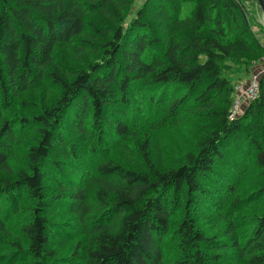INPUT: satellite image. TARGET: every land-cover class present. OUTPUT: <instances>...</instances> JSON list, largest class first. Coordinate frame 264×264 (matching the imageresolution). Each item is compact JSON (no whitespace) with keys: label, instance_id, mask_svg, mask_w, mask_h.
<instances>
[{"label":"trees","instance_id":"1","mask_svg":"<svg viewBox=\"0 0 264 264\" xmlns=\"http://www.w3.org/2000/svg\"><path fill=\"white\" fill-rule=\"evenodd\" d=\"M133 1L0 0V264H264V71L235 118L228 73L261 62L264 24L242 0ZM182 113L212 119L163 165L150 134ZM126 138L132 162L99 151Z\"/></svg>","mask_w":264,"mask_h":264},{"label":"rangeland","instance_id":"2","mask_svg":"<svg viewBox=\"0 0 264 264\" xmlns=\"http://www.w3.org/2000/svg\"><path fill=\"white\" fill-rule=\"evenodd\" d=\"M143 1L144 0H134L133 6H132V12H134L142 4ZM242 3L245 5V11L249 19L256 20L259 24L263 25L264 20H263L261 11L256 6L254 0H242ZM129 17L127 21L129 20ZM253 28L256 31L258 37L262 38L263 34L262 33L260 34V31L258 30L257 26L254 25ZM259 66H260V63H257L256 65L254 64L248 73L241 71L240 69L234 71L235 66H232V68L228 71L231 82H233L234 85H236L237 83H245L248 77L250 76V74L256 71ZM132 96L134 97V94ZM216 107H220V106L217 105ZM243 109H244V106H243ZM180 118L183 119L182 121L184 124L183 126H172L166 129H161L159 131H152L150 134L153 155L158 160H160V162L163 163V165H167L169 163H172L173 161H176L178 157V152H180L181 149L190 146L191 142L194 143L193 137H195L196 134L192 130H198L200 128V126H197V124L201 125L202 121L206 120V122H208L212 119V117L210 116L201 117V116H195L194 114L187 115L185 113H182L180 115ZM192 122L197 123V124L189 127L190 123ZM138 123L140 122L137 121L136 123H134L131 126V128H133ZM138 128L146 129L148 127H147V124H140ZM22 133H24L22 141L18 145V150H16L14 153L12 152V156L10 160V163L12 164L10 165H14L18 160H20V162L23 160V151L21 150V148L25 147L26 143L29 142L30 139L32 138V135L35 134V132L30 129L22 131ZM99 151L103 155L111 153L118 159L127 160L129 162H132L135 158L134 157L135 149H134L133 143L127 140V138L123 140L122 143L121 142L118 143L116 146L109 145L107 150L102 149V143H101V146L99 147ZM246 167H247V163L241 162L240 167L237 171V174L239 173L241 174L240 175L241 178H243V175L247 170ZM63 170L66 171L67 168L64 167ZM255 179H256V176H250V178L246 181H248V183H250L253 186L255 183ZM251 185L245 184L244 189L245 190L249 189ZM205 187L206 188H204L205 189L204 194H206L207 196H216V192L211 186L206 185ZM21 196H22V192L17 194V197H21ZM222 197L223 196H221V199ZM256 204L260 206L261 205L260 200H257ZM215 208H218V207H215ZM196 212L199 217L204 219L206 217H211V218L214 217L215 215L214 213L216 212V210H209V209L197 207L195 209V213ZM8 223L9 225L7 228V232L5 233H8L9 235H11V232L14 229V223H11V222H8ZM66 231L68 230L66 229ZM76 234L77 233L73 234L72 237H68L66 240H70L74 238ZM219 264H236V263L233 260H228V261H223Z\"/></svg>","mask_w":264,"mask_h":264},{"label":"built area","instance_id":"3","mask_svg":"<svg viewBox=\"0 0 264 264\" xmlns=\"http://www.w3.org/2000/svg\"><path fill=\"white\" fill-rule=\"evenodd\" d=\"M264 71V56L260 62L258 69L250 74L245 83H237L234 85V100L229 113V118L239 116L243 110V106L255 99L259 91V77Z\"/></svg>","mask_w":264,"mask_h":264},{"label":"water","instance_id":"4","mask_svg":"<svg viewBox=\"0 0 264 264\" xmlns=\"http://www.w3.org/2000/svg\"><path fill=\"white\" fill-rule=\"evenodd\" d=\"M263 20H264V0H257ZM264 24V22H263Z\"/></svg>","mask_w":264,"mask_h":264}]
</instances>
